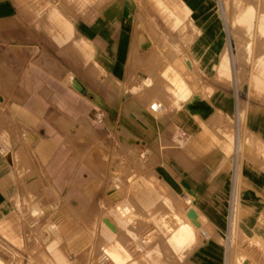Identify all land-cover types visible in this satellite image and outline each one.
<instances>
[{"label": "rangeland", "instance_id": "374dc122", "mask_svg": "<svg viewBox=\"0 0 264 264\" xmlns=\"http://www.w3.org/2000/svg\"><path fill=\"white\" fill-rule=\"evenodd\" d=\"M229 1L204 2L207 10L197 24L179 0H163L161 9L157 0H135L133 53L127 65L131 79L106 81L89 72L95 79L84 81L82 90L77 91L69 78L64 128L30 127L35 119L26 110L28 100L19 122L7 121L5 128L0 127V168L4 164L8 170L6 188L13 189L0 197V264H113L98 259L103 245H117L124 254L117 238L129 253L117 264H205L196 256L189 261L188 254L202 242L219 244L225 253L229 220L227 224H214L205 218L209 234L196 230L195 240L179 245L170 241L167 223L174 212L182 218L187 204L198 210L209 205L216 215H228L230 219L232 180L240 156L237 223L230 242L237 254L246 253L251 264H264V141L248 126L255 111L264 112V32L256 25L255 12L251 24L241 19L238 5L245 0ZM220 2L225 5L223 14ZM17 5L29 20L30 13L39 14L59 3L17 0ZM214 20L219 27H215ZM206 23L214 31L207 39L216 41L221 50L211 65L191 64L188 71L184 63L192 59L177 53L202 39L204 34L199 29ZM229 31L235 32L238 53L232 65L236 82L231 70L214 76L219 56L228 51ZM23 51L26 60L22 71L41 68L45 63L44 56L30 47ZM75 52L71 50L69 60L77 68ZM171 65L187 81L188 95L180 96L168 87ZM70 75L77 79L76 71ZM211 76L214 80L208 84L205 79ZM248 77L252 81L248 82ZM243 82L249 88L244 89ZM210 83L226 89L233 99L232 113H223L214 102L216 92ZM193 94L209 102L214 112L206 118L189 113L187 103ZM8 106V101L0 97L1 117ZM101 109L108 112V118L97 122L93 116ZM27 132L36 138L29 139ZM46 135L47 139L42 138ZM230 135H235L236 144L228 147ZM55 148L66 155L56 162V170H49L53 173L49 176L47 168L52 160L46 157ZM10 155L13 160L9 163ZM180 155L191 159H179ZM111 191L118 193L114 200L108 195ZM186 195L191 196L190 203ZM250 196L262 201L256 213L260 223L241 224L244 215L253 214ZM120 199L132 209L121 218L116 209ZM104 214L117 220V235L108 233L102 223Z\"/></svg>", "mask_w": 264, "mask_h": 264}, {"label": "crops", "instance_id": "0c3cea01", "mask_svg": "<svg viewBox=\"0 0 264 264\" xmlns=\"http://www.w3.org/2000/svg\"><path fill=\"white\" fill-rule=\"evenodd\" d=\"M179 1L184 2L189 8L193 22L198 24L203 21L202 16L207 10L204 2L210 0ZM58 3V6L47 8L39 14L30 13L28 16L31 18L26 20L23 11L18 8L17 0H0V97L9 103L4 116H0L3 118L0 125L2 128L6 127L7 121L10 123L20 121L19 114L26 107L27 100L30 105L26 110L35 119L34 125L30 127L58 129L61 125L60 127L64 128L66 120L64 113L68 106V100L64 104V97L68 98L69 94L70 72L76 71V78L82 85L80 90L85 84L84 81L95 79L89 75V72L98 75L97 78L100 80L131 79L127 76V65L129 61L131 62V53H133L131 49L134 37L135 0H58ZM137 15L142 17L140 13ZM33 16L36 18L33 19ZM213 23L216 28L219 27L217 20ZM211 27L206 23L205 28L199 29L204 34L202 39L192 42L193 46L183 48L177 53L192 59L185 63L204 66L213 63L221 46H218L213 39H207L210 33L214 32ZM137 30H139L138 26H136ZM68 43L70 46L67 45ZM27 47L44 56L45 63L41 68L22 71L26 60L23 49ZM73 49L76 50L77 68L72 67L69 60ZM205 80L209 84L214 79L211 76L206 77ZM211 85L216 92L214 102L223 113H232L234 103L231 96L226 93V89ZM213 112L214 108L207 116ZM254 113L253 122L248 126L256 137L264 141V112ZM191 114L196 115V113ZM131 116H134L133 113ZM93 117L97 122H103L108 118V112L101 109L96 111ZM42 138L47 139L48 136ZM65 155L64 151L59 154L56 148L51 154L48 153L46 160H52V163L47 168V175L53 176L49 170H56L58 167L56 162L64 160ZM179 159L191 158L180 155ZM7 175L8 170L3 164L0 168L1 198L4 192L13 191L11 188H6ZM249 199H253V204L249 206L253 214L244 215L245 220L239 223L258 224L260 221L257 220L256 213L261 208L262 201L252 196ZM200 211L214 224L228 223V215L227 217L216 215L215 210L209 205ZM195 249L197 250L188 254L189 261L196 256L205 264H224L225 253L219 244L202 242Z\"/></svg>", "mask_w": 264, "mask_h": 264}, {"label": "bare ground", "instance_id": "6f19581e", "mask_svg": "<svg viewBox=\"0 0 264 264\" xmlns=\"http://www.w3.org/2000/svg\"><path fill=\"white\" fill-rule=\"evenodd\" d=\"M229 1V0H228ZM231 1V0H230ZM229 1V3H230ZM243 1V0H242ZM157 2L159 3L158 6H159V9L163 8V0H157ZM219 2V1H218ZM220 4V7L222 9V14H223V9H225V5L223 2H220L218 3ZM181 5L184 7V9L186 10L187 13H190V10L189 8L186 6V4L184 2H181ZM230 5V4H229ZM239 7V10L241 11V19L242 20H246L248 19L249 20V23L251 24V22H253V18H252V13L255 12L256 16V25L257 27L264 32V0H245L243 3H241L240 5H238ZM219 7V6H218ZM231 8V7H229ZM234 8V6H233ZM232 8V9H233ZM228 10V9H227ZM230 9L228 10V12L230 13ZM226 12V11H225ZM228 13V14H229ZM227 14V12H226ZM230 15V14H229ZM228 15V16H229ZM228 18V17H227ZM230 19V17H229ZM238 23V22H237ZM233 26V25H232ZM236 26V25H235ZM234 26V27H235ZM254 26V25H253ZM255 27V26H254ZM232 30V29H231ZM256 31V30H255ZM227 33V32H226ZM222 35V34H221ZM229 41L227 40L228 42V48L227 50L228 51H222L221 55L219 56V59H218V62L216 63V72H214V76H220L221 74H227L228 73V70H231L232 72V76H233V79L234 81L236 82L237 81V73L235 71V66L233 67V63L235 62V59L237 60V56H238V53L236 52L235 53V49H236V42H235V32L234 31H229L228 34H227ZM263 39H264V36H263ZM262 42V41H260ZM264 43V42H263ZM262 45V44H261ZM223 50V49H222ZM151 59V58H150ZM176 64V63H175ZM185 64V68L190 71V66L189 64L187 63H184ZM163 65V64H162ZM166 65V64H165ZM183 65V64H182ZM169 67V71L170 74L167 76L168 80H169V84H168V87L170 88V90H172L173 92L177 91V94H179L180 96H185V95H188L189 93V86L187 84V81L185 82V79H183L182 77H180L178 75V73L176 72L175 70V66L171 65V66H168ZM238 67V66H236ZM254 68V67H253ZM185 69V70H186ZM181 71V69H180ZM254 72L255 69L253 70ZM250 72V71H249ZM248 72V73H249ZM183 73H185V71L183 70ZM257 73V72H256ZM190 75V73H188ZM241 74V73H240ZM182 75V74H181ZM250 75V74H249ZM253 75V74H252ZM244 76V75H242ZM252 78V76H250ZM248 77V82L249 80H251V78ZM70 78V81L71 83L73 84V86L80 90L82 85L80 84V82L75 79L73 76H69ZM186 78V76H185ZM247 78V77H246ZM245 79V77H244ZM69 81V82H70ZM252 81V80H251ZM245 82V81H244ZM244 82L242 83V86L244 84ZM239 84V82H238ZM235 85V84H234ZM246 86H243V88H247L248 87V84L246 82V84H244ZM239 86V85H238ZM241 86V87H242ZM239 88V87H238ZM237 88V89H238ZM249 88V87H248ZM193 92V91H192ZM239 92V91H238ZM193 96V97H192ZM191 96V99L188 101L187 105L189 107V112L190 113H196V114H199L201 117H206L209 113H211L213 111V107L211 106V104H209V102H207L206 100H204L199 94H193ZM3 101L1 100V103ZM156 104V103H155ZM152 105V104H151ZM148 108H150V106H148ZM152 108H158L157 106L155 105H152ZM240 112H239V109L237 110V118L239 120V117H240ZM139 123H141L142 125L145 126V124H143L141 122V120L137 119ZM177 130V129H176ZM181 130V129H180ZM30 131V130H29ZM88 132V131H87ZM179 132V131H178ZM177 132V133H178ZM28 136H29V139H35V135L34 133L32 132H27ZM89 133V132H88ZM175 133V132H174ZM176 135V134H175ZM184 135V134H183ZM188 135V134H187ZM180 137V136H179ZM183 137V136H182ZM187 137V136H185ZM176 138V137H175ZM28 140V139H27ZM184 140V139H183ZM175 141V139H174ZM184 143V142H183ZM180 144V142H179ZM236 144V138H235V135H230L228 136L227 140H226V146L228 147H231V146H235ZM20 149V148H19ZM23 150V149H21ZM20 150V151H21ZM30 150V149H29ZM28 150V151H29ZM30 152V151H29ZM32 152V151H31ZM21 153V152H20ZM22 154V153H21ZM25 154V153H24ZM240 157H237V163H236V169H235V172L233 174V180L232 182L234 183V188H232V199H231V202H230V219H229V235L226 239V249H225V263L224 264H251V259L246 255V253L244 251H241L239 252L238 254L234 251V247L231 245V242H230V239H231V236H230V233L233 234L234 230H235V226H236V214H237V201H238V198H237V192L239 190L238 187V184L240 182V179H241V176H242V170H241V167H240ZM7 160L10 162H12L13 160V155H10L9 157H7ZM90 161V160H89ZM91 163V162H89ZM88 163V164H89ZM91 165V164H90ZM248 183H252L251 181H249ZM254 183V182H253ZM235 185H236V188H235ZM190 186V185H188ZM112 192V191H111ZM108 195L112 196L111 199L114 200L115 198L118 197V193H115L114 191L112 193H108ZM186 202L187 203H190V200H191V196L189 195H186ZM35 204V203H34ZM35 206V205H34ZM115 206V205H114ZM32 207V206H31ZM38 208V207H37ZM41 208V207H40ZM131 206L129 203H126L125 201L121 200L118 201V203L116 204V209L118 210V212H120V218L122 216H125V213H126V216H127V212L128 211H131L130 210ZM42 209V208H41ZM44 209V208H43ZM190 209H193L194 211V214H192L189 210ZM45 210V209H44ZM35 212V211H34ZM40 212V211H39ZM43 212V211H42ZM38 214V213H37ZM111 215V214H110ZM109 214H104L102 216V223L104 224L105 228L108 230V233L109 234H116V229H115V226L117 225L115 218L110 216ZM151 215V213H150ZM63 216V214H62ZM64 217V216H63ZM59 218V217H58ZM56 218V219H58ZM54 220H56L54 217H53ZM52 219V220H53ZM61 220V216L59 218ZM58 219V220H59ZM104 219H107L108 220V223H106L104 221ZM53 220V221H54ZM205 217L203 214L200 213V211L194 206V205H191V204H187L184 208H183V217L180 218L179 215L177 213H173V215H171V221L170 223L168 222L167 223V227H166V230L168 232H170V241L172 242V244L174 245H179L181 243H184V242H191L193 240H195L196 238V230H200V232L207 236V234H209V231L204 227V221H205ZM53 221H51V223H53ZM56 222V221H55ZM55 226V224H53ZM58 225V224H57ZM56 225V226H57ZM55 226V227H56ZM117 244L118 246L122 247L123 250L125 251L124 254L122 255L120 250H119V247H111V246H106V245H103L102 247V254L99 256V262H105L107 260H110L111 263L113 264H117L119 262H122L124 261L129 253L125 250V247L124 245L121 243V240L119 238H117ZM254 241H256V243L258 242L257 240L254 239ZM258 245V244H257ZM260 246V245H258ZM262 253H264V248H263V251ZM148 257L151 256L150 252H147L146 254Z\"/></svg>", "mask_w": 264, "mask_h": 264}, {"label": "water", "instance_id": "95a60500", "mask_svg": "<svg viewBox=\"0 0 264 264\" xmlns=\"http://www.w3.org/2000/svg\"><path fill=\"white\" fill-rule=\"evenodd\" d=\"M183 183H185L186 185H187V183L186 182H184V181H182ZM189 187V186H188ZM192 214H194V211H193V209H190L189 210ZM104 221L106 222V223H108V220L107 219H104Z\"/></svg>", "mask_w": 264, "mask_h": 264}]
</instances>
